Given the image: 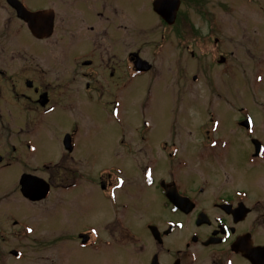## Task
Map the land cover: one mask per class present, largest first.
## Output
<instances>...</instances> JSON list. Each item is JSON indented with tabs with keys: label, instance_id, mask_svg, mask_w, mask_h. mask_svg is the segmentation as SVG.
Wrapping results in <instances>:
<instances>
[{
	"label": "flooded vegetation",
	"instance_id": "flooded-vegetation-1",
	"mask_svg": "<svg viewBox=\"0 0 264 264\" xmlns=\"http://www.w3.org/2000/svg\"><path fill=\"white\" fill-rule=\"evenodd\" d=\"M136 1L143 0H0V107L12 98L27 112L48 114L58 108L74 110L78 102H97L119 122L121 99L136 87L148 88L133 85V79L152 69H135V53L145 60L135 49ZM145 1L139 19L150 20V12L160 21L162 61L176 70L170 99L182 114L185 110L183 118L173 114L167 134L160 130L155 135L156 125L145 117L143 125L135 120L114 125L109 161H98L94 153L99 144L89 145L87 132L84 139L75 125L63 133L62 148L52 161L42 164L47 196L28 201H48L51 210L60 206L57 218L60 213L65 217L76 201L84 204L87 223L71 238L82 264H264V104L254 100L258 110L250 112L229 100V77L245 64L234 67L233 53L223 46L214 21L213 6L224 13L234 6L228 0H177L175 19L168 23L153 11V0ZM260 1L247 2L257 3L259 15L245 23L254 29L247 48H238L243 57L256 55V34L264 32ZM19 6L38 15L26 22ZM203 23L209 24L207 30L201 29ZM25 33L33 41L24 39ZM39 53H45L44 63L38 61ZM208 63L217 66V76L205 77L212 70ZM254 64L250 61L248 69ZM259 75L252 71V77ZM162 82L167 86L168 77ZM210 92L217 100L202 99ZM137 98L141 103L142 94ZM227 118H233L231 126H225ZM188 122L191 128L184 130ZM20 133L21 128L6 134V147L0 143V167L10 165L7 148L12 157L25 153L26 146L32 151L28 143L12 141ZM23 174L37 173L22 171L19 178ZM4 214L2 210L0 242L7 230ZM9 216L12 236L23 230L33 234L35 228ZM57 222L65 228L75 225ZM53 237L35 238L42 247H56L44 261L67 264L60 239ZM8 253L23 255L15 247Z\"/></svg>",
	"mask_w": 264,
	"mask_h": 264
},
{
	"label": "rangeland",
	"instance_id": "rangeland-1",
	"mask_svg": "<svg viewBox=\"0 0 264 264\" xmlns=\"http://www.w3.org/2000/svg\"><path fill=\"white\" fill-rule=\"evenodd\" d=\"M28 1L31 2L32 0ZM228 1L234 7H230L226 13L213 6L215 9L214 21L220 28L219 36L224 41L223 46L229 48L233 53L232 63L234 67L239 63L245 65L239 68L235 67L233 70L232 76L229 77L231 85H229L227 95L232 102L242 103L246 110L254 112L258 110L254 100L259 104H264V32L256 34V48L254 50L256 55L251 54L243 57V52L238 53V48L243 50L245 47L247 48V42L252 35L251 31L254 29L245 23H252L254 16H258L259 12L256 6L257 3L253 4L254 0L252 4L247 3L248 0H239L241 3L234 0ZM260 3L264 27V0H261ZM145 9V0L135 2V49H140V55L152 65V69L147 74L136 76L132 84L137 86L143 84L147 85L148 88L136 87L128 97L121 99L117 106L119 122L113 120L109 109L97 102L92 104L78 102L79 106L74 110L58 108L48 114L27 112L22 103H15L12 98L1 102V118L7 124L4 135L1 133L4 136L3 140L0 138L2 147H6L5 144L8 142L7 140L4 141L6 134L17 133L21 128L19 136L16 138L13 135L15 138L12 141H23L24 146L28 143L32 146V151L26 146L27 151L25 153H20L18 157L14 155L12 157V155H9L11 153L9 152L10 149L7 148L6 153L8 154L6 155L8 157L6 160L10 162V165L0 167V214L2 210L6 212L2 221L7 225L5 239L0 242V264H48L44 261V256L48 253L51 254L52 249L56 247L49 248L47 245L42 247L36 240L39 236H42L44 241L52 236L56 239L59 238L62 259L66 260L67 264H82L79 249L77 247L73 248L71 238L73 233L78 231V227L87 223L85 214L81 211V209H85L84 204L76 201V206L70 208L65 217L64 214L60 213V217L57 218L56 213L62 211L60 206L51 210L48 201L37 204L30 203L21 195L18 183L19 174L22 171L37 173L35 175L41 178L45 177L46 168L42 164L52 161V158L62 148L61 140L64 132L70 131L75 125L84 139L87 132L86 142L89 145L94 144V146L95 143L99 144L96 149L97 153H94V155L98 154V161H109L112 158V145L110 143L112 142L111 132L114 125H131L134 120L136 125H143L142 117H145L150 124L156 125L155 132L160 133L162 131L163 134H167L168 124H173V114L183 118L185 110L182 114L181 107H178L170 99V89H175L176 70L174 66L169 65L165 60L162 61V52L159 47V35L162 29L160 21L152 17L150 12H148L150 20L144 22V19H139V15L144 16ZM208 25L203 23L201 29L207 30ZM23 36H25L24 39L33 41L28 34L25 33ZM252 60L257 63L253 65V70L256 69L260 72L258 77H252L253 70L248 69ZM38 61L40 63L45 62V53L38 54ZM170 66L173 68L168 69ZM210 68L212 70L206 71L205 77L211 76V73L217 76V66L211 65ZM162 70L167 71V76L162 74ZM236 71L247 73L241 75V73H235ZM192 72H194V68L188 70L187 74L191 75ZM48 75H51L49 70L46 72L47 77ZM167 77L168 85L164 86L162 78L167 79ZM220 77L226 78V75ZM147 89H150L149 93ZM126 91L125 89L122 90L124 93H127ZM139 94H142L143 98L141 103L138 101L141 98H137ZM146 94H148L147 100L145 98ZM211 94V92L205 93L200 97L202 96L204 100L206 97H210L211 101L213 99L217 100L216 95ZM190 96L191 94L188 95V97ZM232 119L227 118L225 126H231L233 124ZM13 125L17 126L14 127ZM184 125V130L191 128L189 122ZM193 131H195L194 127ZM9 215L35 228L33 234L32 230H23L21 236H12L8 231V227L12 222ZM57 219H61L63 222H75V225L72 228L69 226L65 228L63 223L58 225ZM14 247L23 254L21 258L13 257L8 253V249ZM65 248L69 250H65ZM92 264H95V262Z\"/></svg>",
	"mask_w": 264,
	"mask_h": 264
},
{
	"label": "water",
	"instance_id": "water-1",
	"mask_svg": "<svg viewBox=\"0 0 264 264\" xmlns=\"http://www.w3.org/2000/svg\"><path fill=\"white\" fill-rule=\"evenodd\" d=\"M177 4V0H154L153 10L161 17L164 16L168 23H172L175 19ZM17 9L23 20L26 22L35 19L38 15V13H29L26 10H23L20 6ZM135 56V66L137 70H147L150 67V65L146 61L141 60L137 54H135ZM42 103L44 104V101H42ZM19 184L22 195L31 201L45 197L49 190V185L46 181L31 174H23L20 177Z\"/></svg>",
	"mask_w": 264,
	"mask_h": 264
}]
</instances>
